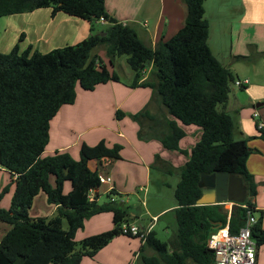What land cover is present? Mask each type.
<instances>
[{
    "label": "trees",
    "instance_id": "16d2710c",
    "mask_svg": "<svg viewBox=\"0 0 264 264\" xmlns=\"http://www.w3.org/2000/svg\"><path fill=\"white\" fill-rule=\"evenodd\" d=\"M182 1L187 7L183 27L152 47L135 28L110 14L106 0H0V17L49 7L52 16L64 12L92 23L90 34L75 44L48 52L34 49L32 44L20 50L16 44L9 52L0 51V168L16 175L0 190V221L10 225L0 240V264H80L124 234L122 225L130 223L133 215L139 216V208L111 198L118 194L114 190L104 203L91 196L102 182L100 171L89 162L121 159L122 144L109 146L105 140L95 145L83 143L79 158L68 150L44 154L51 121L63 105L75 102L78 84L93 90L109 81H121L119 73L109 67L121 55H127L133 72L129 85L153 88L166 109L152 113L145 107L131 114L140 124L138 136L156 138L166 149L188 157L182 166L173 168L180 175L174 191V234L163 241L153 228L138 258L145 264H215V252L209 246L211 234L228 222L230 230L238 232L249 212L256 219L251 225L252 237L258 247L264 243L263 215L255 214L258 183L247 166L253 149L249 137L236 138L237 116L226 110L236 76L211 50L206 0ZM102 18L108 23L106 33H94L93 21ZM98 48L105 50L109 65ZM235 58L252 59L249 55ZM150 66V75L144 79ZM124 116L121 109L116 111L118 119ZM191 125L201 135L186 148L181 141L187 135L185 127ZM259 130L264 138V128ZM217 171L241 176L248 188L246 201L235 204L230 216L223 204H197L202 195L201 174ZM68 181L71 189L66 192ZM12 183L10 205L4 207L1 201ZM41 192L57 208L51 217L32 218L30 208ZM103 212L113 213L114 227L77 240L76 233L86 219ZM149 248L152 255L146 253Z\"/></svg>",
    "mask_w": 264,
    "mask_h": 264
},
{
    "label": "crops",
    "instance_id": "0c3cea01",
    "mask_svg": "<svg viewBox=\"0 0 264 264\" xmlns=\"http://www.w3.org/2000/svg\"><path fill=\"white\" fill-rule=\"evenodd\" d=\"M106 7L110 14L135 28L140 38L152 47H155L160 39L168 40L175 35L183 27L187 15V7L182 0H106ZM204 7L205 16L210 24L208 41L213 54L231 68L236 79L250 80L243 87L235 83L232 85L226 110L237 116V135L239 138L249 137L248 144L253 149L248 157L247 166L258 183V192L254 199L255 214L262 213L264 227V138L258 127V122H264V55H261L264 52V0H206ZM48 9L49 11L46 12L50 15V19L47 23V34L50 31L51 36L62 38L65 45L74 43L73 39L80 33L81 18L64 12L52 16V9L49 7ZM38 10L41 9L32 12ZM101 22L108 24L106 21ZM82 33L83 37L90 34L87 28L82 29ZM20 50H22L21 46ZM100 55L108 64L103 53L100 52ZM237 55H249L252 59L239 60L235 58ZM109 67L116 70L115 65ZM151 68L152 66L147 68L144 79L150 75ZM128 77V80L121 78V81L100 84L93 90L77 87L75 102L63 105L51 121L50 140L44 154L68 150L75 158H79L83 143L95 145L105 140L109 146L122 144L121 159L91 160L97 164L95 168L91 167L92 169H98L100 175L112 178L111 182L102 183L97 190L91 192V195L97 197L98 202L104 203L108 201L110 192L114 190L118 194L111 198L140 209L139 216L133 215L131 221L141 227L153 224L155 229V222L162 216L168 212L174 214L173 209L177 207V202L156 210L148 208L146 197L151 191L153 171H159L158 180L162 186L168 185L169 176L174 173L180 179L179 172L173 168L182 166L188 157L179 151L166 149L156 138L144 140L138 136L140 124L130 118L131 114L145 107L152 113H162L166 109L154 94L153 88L129 85L133 80L132 70L129 71ZM118 109H123L128 116L117 119ZM256 112L258 115H255ZM185 129L187 135L181 144L183 147L191 148L199 140L201 132L194 125ZM157 155H160L161 159L158 160ZM170 169L174 171L173 174L168 173ZM0 173L8 175L0 184L1 190L8 182L15 179L16 175L11 176L2 168ZM52 182L55 183V179H52ZM14 187L15 184L12 183L9 192L1 201L2 206L10 205ZM64 189L68 192L71 184L66 182ZM104 194L107 195L106 200L102 199ZM56 208L55 205L50 207V213L54 214ZM144 215L149 216V220L146 223L139 222ZM173 220V224L176 223L175 214ZM3 226H6V231L10 228L8 224ZM113 227L112 212L96 214L86 219L84 227L77 231L76 239L81 240ZM132 238L139 239L140 243ZM128 242H131L130 250L138 248L135 257L139 256L144 244L142 240L121 234L116 236L107 247L98 251L94 257H84L80 264H112L111 258L105 255L107 259L105 260L102 256L108 253V248L112 247L116 250V246L121 248ZM128 253L130 251L127 247L126 254ZM257 264H264V243L258 247Z\"/></svg>",
    "mask_w": 264,
    "mask_h": 264
},
{
    "label": "rangeland",
    "instance_id": "374dc122",
    "mask_svg": "<svg viewBox=\"0 0 264 264\" xmlns=\"http://www.w3.org/2000/svg\"><path fill=\"white\" fill-rule=\"evenodd\" d=\"M46 11L48 12L49 9L41 8V10H38L37 12H25V13H20V14L1 16L0 17V51L9 52L12 50V48L16 44H19L22 50L26 49L30 44H32L34 49H38L41 52H48L54 48L65 46L66 43L63 42L62 38L57 37V36H51L50 31H49V34H47L46 32L47 26H48L47 23L50 19V15H48ZM80 21H81L80 22L81 24H80V29H79V32H80L79 36L73 39L74 43L72 44H75L87 37V36L83 37L84 35L82 33V29L87 28L89 32H91L90 29H91L92 23L90 21L83 20V19H81ZM93 26H94L93 32L99 33V32L106 30L108 27V24H105L101 21L94 20ZM50 27H52L51 20H50ZM61 31L63 30L61 29ZM98 50H99V53L100 52L103 53V56L106 57L105 50L103 48H98ZM115 66H116L117 72L121 75V78L123 80H128L129 78L128 73L129 71H131V68L127 61V55H121L117 57L115 61ZM77 87H80V85L78 84ZM122 111L124 110L122 109ZM130 118L134 120L132 117ZM134 121L137 122L136 120ZM236 137L239 138L237 134H236ZM89 166L92 168H95L97 164L91 161L89 162ZM159 176H160L159 171L154 170L152 174L151 191L149 192L148 197H146V200L149 203L148 208L152 210H156L158 208L171 205L172 203H175V201L177 202V199L174 194L177 181L179 180L177 174L174 173V175L169 176L170 182L168 185H165V186L161 185L160 180H158ZM7 177L8 175L6 173H3V174L0 173V184H2V182H4ZM67 183L70 184L69 181ZM102 196H104L102 199H105V200L107 199V195L104 194ZM5 203L6 201L4 202V204ZM52 206H54V204H51L48 202L45 193H40L36 197L32 207L30 208V211H29L30 217L32 218L51 217L54 215L50 213L49 211L50 207ZM230 206L231 204H227L226 208H229ZM257 215H259V213H257ZM173 217H174V214L172 212H168V214L162 216L159 221L155 222V225H156L155 231H156L157 237L163 241H169L174 234V231L176 229L175 227L176 223L173 224L174 222ZM148 220H149V216L144 215L143 218L139 220V222L146 223ZM5 224L7 223L0 221V236L2 235V237L7 232L5 230L6 226H3ZM64 227L68 228L67 221L64 222ZM130 237H133V236H130ZM127 238L130 239L129 237ZM132 239L140 243L139 239L137 238H132ZM130 245H131V242L130 243L128 242V243H124V245H122L121 248L119 246H116L117 248L116 250L112 247L108 248L107 250L108 253L106 252L107 254H104L102 258L107 260L105 258V255H106L107 257L113 260L112 264H145V262L141 258H138V256L135 257V252L138 250L137 248L138 245L136 247L137 249H132V250H130L131 248ZM107 246L108 245H106L105 247ZM127 247H128V250L130 251V253H128L129 257H128V254H126ZM146 250H147L146 253L148 255H152L154 253V251L151 248L146 249ZM116 253H118V255H116ZM190 264H193V263H190Z\"/></svg>",
    "mask_w": 264,
    "mask_h": 264
},
{
    "label": "built area",
    "instance_id": "2783aa9c",
    "mask_svg": "<svg viewBox=\"0 0 264 264\" xmlns=\"http://www.w3.org/2000/svg\"><path fill=\"white\" fill-rule=\"evenodd\" d=\"M101 21H105L103 18ZM250 82L249 79H236L237 86H245ZM255 115H258L256 112ZM259 128H264V122H258ZM102 183L112 181L111 176L100 175ZM92 196V195H91ZM227 204H231L226 208ZM240 204V203H239ZM236 204V205H239ZM225 209L228 210L229 216L234 202L223 203ZM249 218L244 226L238 232L233 233L230 230L229 222L211 234L209 246L215 252V264H257L258 245L252 237L251 225L256 221L255 217L249 212ZM153 229V224L145 227L130 222L122 225V232L127 235L139 237L142 243H145L147 235Z\"/></svg>",
    "mask_w": 264,
    "mask_h": 264
},
{
    "label": "water",
    "instance_id": "95a60500",
    "mask_svg": "<svg viewBox=\"0 0 264 264\" xmlns=\"http://www.w3.org/2000/svg\"><path fill=\"white\" fill-rule=\"evenodd\" d=\"M105 33V31L101 32V34ZM199 186L202 189V195L197 199L199 205L244 203L248 195V188L242 177L225 171L202 173Z\"/></svg>",
    "mask_w": 264,
    "mask_h": 264
}]
</instances>
